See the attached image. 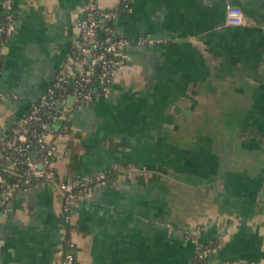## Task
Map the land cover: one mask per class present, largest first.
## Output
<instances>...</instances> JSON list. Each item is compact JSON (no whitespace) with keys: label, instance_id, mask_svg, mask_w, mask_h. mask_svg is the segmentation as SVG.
Wrapping results in <instances>:
<instances>
[{"label":"crops","instance_id":"0c3cea01","mask_svg":"<svg viewBox=\"0 0 264 264\" xmlns=\"http://www.w3.org/2000/svg\"><path fill=\"white\" fill-rule=\"evenodd\" d=\"M85 1L13 0L0 137L66 62ZM128 2L116 22L127 62L108 95L74 109L53 156L59 178L104 170L108 182L73 205L68 227L54 181L8 202L0 189V264H60L66 237L74 264H196L197 227L212 264H264V0ZM228 4L245 22H227ZM147 35L162 41L138 42Z\"/></svg>","mask_w":264,"mask_h":264},{"label":"built area","instance_id":"2783aa9c","mask_svg":"<svg viewBox=\"0 0 264 264\" xmlns=\"http://www.w3.org/2000/svg\"><path fill=\"white\" fill-rule=\"evenodd\" d=\"M4 17L0 22V34L3 36L1 49L11 39L17 29L13 0H1ZM121 5L131 10L128 0L114 8L103 9L97 0H86L82 15L77 21V32L74 45L62 71H57L52 82L34 100L29 111L23 115L14 128L13 133L6 137L4 145L0 144V189L2 200L8 202L13 193L30 184L33 180L41 179L54 181L61 192L62 226L68 227L73 205L81 199L90 197L97 187L107 183V173L104 170L91 175L59 178L53 166V156L57 151V137L54 130L61 126L63 119L71 115L68 102L74 103L75 108L90 103L96 93L108 95L117 74L128 59L127 47L131 40L121 33L116 26ZM227 22L243 23L246 13L242 7L234 4L227 5ZM162 41L151 36L141 37L139 43ZM99 82H94V79ZM72 80L75 84L73 92L67 97L58 95L59 91L67 88ZM68 125L64 126L67 129ZM31 137V138H30ZM36 143L38 149L32 147ZM39 151L43 154L40 156ZM21 168V169H20ZM6 172H12L11 178ZM201 227L195 229V242L201 249L200 264H212L213 247L208 242L198 239ZM2 241L0 239V247ZM65 244L60 248V264H74L75 253ZM250 264H258L252 262Z\"/></svg>","mask_w":264,"mask_h":264},{"label":"trees","instance_id":"16d2710c","mask_svg":"<svg viewBox=\"0 0 264 264\" xmlns=\"http://www.w3.org/2000/svg\"><path fill=\"white\" fill-rule=\"evenodd\" d=\"M58 71H62V68ZM94 82L96 83L97 82V79L95 78L94 79ZM74 87H75V84L72 80H69L68 83H67V88L63 91H59L58 92V95L61 96V97H67V100L69 99V96L70 94L73 92L74 90ZM68 106H69V109L71 111V115H72V112L74 111L75 109V104L74 103H70L68 102ZM71 115H68L66 119H63L62 122H61V126L59 128H57V130H54V137H58L65 129H64V126L65 125H68L70 124V118H71ZM18 125L15 124L13 128H11L8 132V134L6 135V137H8L9 135H11V133H13V130L14 128H16ZM31 138V137H30ZM6 139V138H5ZM1 140L0 141V144L1 145H4V140ZM32 147L34 149H38V146L36 143H33ZM43 154L42 151H39V155L41 156ZM21 169V168H20ZM107 173V172H106ZM6 174L8 176H10L11 178L14 177V174L12 172H6ZM108 178H109V174L107 173V182H108ZM69 243H70V240H69V237H66L65 239V247H68L69 246ZM210 246H214L212 243H209ZM200 252H201V249L198 247L197 248V253H196V258H195V262L196 264H200V261L202 259V257L200 256Z\"/></svg>","mask_w":264,"mask_h":264},{"label":"water","instance_id":"95a60500","mask_svg":"<svg viewBox=\"0 0 264 264\" xmlns=\"http://www.w3.org/2000/svg\"><path fill=\"white\" fill-rule=\"evenodd\" d=\"M97 81L99 82V79H97Z\"/></svg>","mask_w":264,"mask_h":264}]
</instances>
